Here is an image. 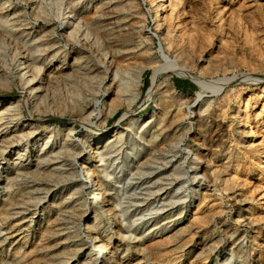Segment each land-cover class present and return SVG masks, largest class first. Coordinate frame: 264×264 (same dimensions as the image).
<instances>
[{
    "label": "rangeland",
    "instance_id": "obj_1",
    "mask_svg": "<svg viewBox=\"0 0 264 264\" xmlns=\"http://www.w3.org/2000/svg\"><path fill=\"white\" fill-rule=\"evenodd\" d=\"M76 1L81 5L85 4V7H77V5L75 10L80 12L85 8L83 12L78 14L79 17L89 22L93 34L97 35L104 45L107 44L105 48L114 55L116 65L121 68L134 65L146 67L139 96L133 103L131 112L124 114L127 110L126 104L116 106L118 103L114 100V85L107 92V80L103 82L100 91L97 93L94 92L93 85H97L96 81H99V76L96 78L97 76L93 73L87 76L80 72L78 74L70 72L71 70L68 69L61 70V61L65 58L63 56L65 50L66 48L68 51L71 50L65 41L66 38L63 35L60 22L63 17L61 14H64L63 9H61L63 8L62 5H67L68 0H0V17L3 16L2 19L9 20L4 25L1 24L3 28L0 25V73H2L0 75L3 77V74L8 72V75L13 77L16 73L15 77L12 78L13 84H0V99L9 103H16L19 99L25 98V89L18 78L19 70L17 71L14 59H12L14 58L12 45L14 42L23 44L27 41L28 46L34 51L36 50V56L40 55L39 62L45 63L42 77L47 82L46 85L44 84L45 89L43 90L47 96L44 99L46 102L42 100V105L39 104L38 109L34 108L35 110L32 109V111L25 109L24 115L19 120L20 123L33 119L32 121L39 126V131L43 137L52 134L54 135L51 138L53 143L59 141L61 144L63 139L67 138L79 137L78 139H82L89 133V124L98 126L107 136L114 133L116 129L124 130L125 139L122 142L117 143L115 141L109 145L106 155L109 160L106 161L107 165L104 163V167H106L107 172L110 171L111 173L109 172L110 175H107L104 172L102 179L109 186L107 188L109 190L106 189L103 193L105 204L107 207L111 206L106 201L110 194L118 197L121 200L125 219L121 218L119 211L113 209L111 212L116 216L102 215L96 221L99 223L100 220H103L107 233L111 234L112 238L107 243L108 248L105 249V252L100 253L98 261L95 260L96 253L90 255L85 248L89 247L92 234L100 233L101 236L105 237V233L96 230L90 232L85 228L92 223L94 213L88 211V213L83 214L82 209L78 211L77 207L81 206L78 200L79 195H74V197L70 195L71 182L80 183L79 178L84 176V172L81 171V163L73 160L76 154L71 152L65 167H62L65 171L64 175L71 172L68 177L60 176L58 173L51 175L49 174L50 164L45 162L39 171L32 164V157L28 158L30 154H34L33 158L37 159L41 154L49 151V147L41 150V144L44 140L34 143L33 141L39 136L34 137L32 135L21 138L19 142L15 141L14 144L18 145L24 153V155L21 153L20 158L17 159L18 163L19 161L24 163L14 165L13 162L14 168H6V164L0 165V229H3L0 230V264H47L46 262L52 258L55 259L53 263L58 262L57 264H89L91 258L94 264H96L95 262L99 264L100 261H103L104 264H264V0H256L257 2L255 0H219L218 3H214L216 0H179L181 2H179L178 8H182L180 18L175 14L176 11L171 12L173 6L170 4V0L164 1L165 6L162 8L166 12L165 14L169 16V25L166 26L165 34L155 33L149 0H130L132 2L129 0H108L110 7H105L106 10H98L99 5L97 4H100L101 0ZM98 1L100 2L98 3ZM158 1L156 0V2ZM245 1L246 3L249 2L248 4L253 3L251 6L254 8L251 10L259 7L262 11L250 13L252 16L241 13L239 11L240 6ZM56 2L62 4L59 6L62 17L49 14L52 9L56 8L53 5ZM41 6L45 7V10ZM137 10H139L138 13H136ZM143 11L150 15L142 18L143 13L141 12ZM119 23L125 26L124 29L135 30L132 31L137 35H135V40L141 41L138 48L133 44L123 46L125 48L121 46L120 49L123 50H134L125 56L119 53L115 54L113 48H118L115 47L114 43L111 44L110 42L109 44L108 37H106V33L109 31L112 34H117L116 37L119 36L118 38L122 36L124 30H118ZM219 27L221 28L219 29ZM182 29L186 35L182 38L183 40H180V46L187 52L185 56L190 53L188 56L195 58L192 62L190 61L192 60L191 57L187 59L188 67L191 68L192 72L205 77L206 80L208 79L207 81L225 78V84L219 91L216 92L213 88L201 89L196 82L179 73L163 74L156 85L152 84V76L157 66L165 61L163 59L165 55L169 54L170 57L174 58L176 56L174 55L175 49L180 47L175 44H173V49L165 47V54L159 49L160 42L162 41L164 44L166 40L173 39L171 32ZM38 44H43L42 52L38 50ZM48 45H54L53 49L56 53L51 61L49 57L45 59L43 55V57L41 56V54L46 53L44 50ZM249 46L254 48L251 49ZM146 50L149 51L150 57H146ZM259 54L261 55L259 56ZM57 73L61 76H57ZM249 74L256 80L248 81L246 75ZM244 76L246 78H243ZM47 79H51V82ZM152 87L154 91L158 89L156 92L153 91V98L155 99L151 98L149 102H144ZM200 91H203L204 97L198 99ZM80 93L90 94V99L85 101V106L88 104L87 108L90 109L86 114L94 111L87 117V120H83V116L78 110V103L81 100L78 94ZM226 96L231 97L228 100ZM51 100H53L54 105L50 104ZM56 100L58 102H55ZM50 105L51 107H49ZM54 106L56 107L54 108ZM75 106L77 107L75 108ZM200 106H202L201 109ZM111 107H115L116 110L113 113H108ZM165 108L169 110V122L167 121L166 125L159 126L156 124V120H153L152 123L147 124L148 126L146 125L147 129L146 127L144 129L146 132L143 130V133L139 131L140 128L137 126L133 127L134 131L128 127L133 117L147 116L151 111L158 114ZM204 108L206 112H203V116H199L198 112ZM244 111L245 113H243ZM105 115L107 116L104 120ZM0 117L3 119L6 117L5 120L9 119L5 112ZM3 125L0 126L2 132L7 130L5 128L7 125L5 124V127ZM47 126L49 127L47 128ZM58 128L60 131H57ZM69 134L71 137L68 136ZM172 134L176 137V148L166 154L164 144L170 139H174ZM218 134L223 139L216 140ZM16 149L18 148L13 149L14 152H9L8 150L5 151L4 147L0 148V159L7 163L13 161V154L17 152ZM86 152L85 149L82 151L83 154ZM198 156L201 157L198 158ZM171 157L173 160L171 164L175 163L174 167H171V164L165 165V162ZM25 158L28 159L25 160ZM129 158L131 162L127 160ZM194 158H198L197 161ZM97 164L99 163H91L90 165L96 167ZM196 164L198 165L196 166ZM18 167L24 170H20L21 173L16 177L15 171ZM194 170L198 173L197 180L193 179ZM78 172H80L79 175ZM174 172L175 174H173ZM105 173L106 175H104ZM202 174L208 178L199 183L198 180ZM6 175L9 176V179H6ZM13 176L15 179L12 178ZM85 178L83 179L85 180ZM92 178L97 181L99 179L98 173L95 172ZM8 183L10 184L8 185ZM89 187L90 184L83 186V192L85 191L83 197L86 198L90 206L92 195L89 192ZM171 189L172 191L169 192ZM56 192L57 198H55ZM173 194L174 196H172ZM160 196L165 199V202H161L164 207L159 204V207L161 206L160 212H155L156 204H151V202L154 197L160 198ZM54 199L55 202H53ZM61 203H64L63 208L65 206L73 207L75 213L70 210L72 214L67 211L64 213L66 215H62L64 218L61 216L63 219L61 218L58 222L63 223L61 225L62 231L57 242L48 234L53 223L62 213L59 212ZM65 216H67L66 219ZM178 218L182 219L177 220ZM130 231L138 234H131ZM67 235L79 244L85 243L83 244L84 251L77 252V256H75L74 250L72 253L69 252V249L65 248L71 241L66 237Z\"/></svg>",
    "mask_w": 264,
    "mask_h": 264
},
{
    "label": "bare ground",
    "instance_id": "obj_2",
    "mask_svg": "<svg viewBox=\"0 0 264 264\" xmlns=\"http://www.w3.org/2000/svg\"><path fill=\"white\" fill-rule=\"evenodd\" d=\"M64 1V0H63ZM68 4L65 3L67 1H65L64 3L67 4V5H62V4H58L56 2V4H53L55 5L54 7H56L55 9H52L49 14H53L55 16H59L60 15V8L59 6L62 5L63 8V13L64 14H61L63 15V17L61 18V26H62V32H63V35L64 37L66 38V43L69 45L70 49L71 50H67L68 48H66L65 50V53H64V60L61 61L62 65H61V70H64V69H68V70H71L70 72H76L78 74V72L80 73H84L86 74L87 76H89L90 74H95V76H97L96 78H98L99 76V81H96L97 82V85H93V90L94 92H99L100 91V88L103 84L104 81L107 80V92L113 87L114 85V100L118 103L116 106L120 105V104H126L127 106V110L126 112L124 113L125 115L129 112H131L132 108H133V103L136 101V99L138 98L139 96V91H140V88H141V84H142V81H143V74H144V70H145V66H141V65H134V66H127L125 68H121L119 65H116L115 64V59H114V55H112V53L107 50L105 48V46L107 45H104L103 41L97 36V35H94L93 32L91 31L90 27H89V22H86L83 20V18L79 17V13L80 12H83L85 10V8L80 12H77L75 10V7H85L84 5H81L78 3V1L76 0H68ZM130 1V0H129ZM144 1V0H143ZM158 1V0H157ZM167 0H159L158 2H156V0H149V4H150V7L152 9V14H153V21H154V24H155V33H162V34H165V29H166V26L169 25L168 22H169V16L166 15L163 11V8L165 5V2ZM213 1V0H212ZM219 0H216L214 3H218ZM247 1H250V0H247ZM256 1V0H255ZM254 1V2H255ZM100 1H98L99 3ZM132 2V1H130ZM135 2V1H134ZM179 0H170V4L173 6V10L172 11H176L175 14L178 15V17L180 18V13H181V9L178 8V5H179ZM252 2V1H251ZM257 2V1H256ZM7 3V2H6ZM34 3V2H33ZM36 3V2H35ZM38 3V1H37ZM52 3V2H51ZM63 3V2H62ZM94 3V2H93ZM102 3V4H101ZM101 3L100 4H97L99 5L98 7V10H106L107 7H110L109 6V3L110 1L108 0H104L102 2L101 0ZM249 3V2H248ZM246 3H241L242 5L240 6V12L241 13H245L246 15H250V13H256V12H261V8H255L254 10H251L252 7L251 4H248ZM32 4V3H31ZM50 4V3H49ZM91 4V3H90ZM132 4V3H131ZM135 5L137 3H134ZM167 4V3H166ZM38 5V4H37ZM41 5V4H40ZM45 7H46V4H44ZM43 5V6H44ZM133 5V4H132ZM131 5V6H132ZM134 5V7H135ZM39 6V5H38ZM41 6V7H43ZM211 6V5H210ZM37 7V6H36ZM43 7V9L45 8ZM49 7V6H47ZM106 7V8H105ZM97 8V7H96ZM105 8V9H104ZM129 8H130V4H129ZM168 8V7H167ZM210 8V7H209ZM2 9V8H1ZM42 9V10H43ZM113 9V8H112ZM139 9V8H138ZM216 9V8H215ZM39 10V9H38ZM45 10V9H44ZM50 10V9H49ZM97 11V10H96ZM108 11V10H107ZM111 11V9H110ZM139 10H137L136 13H138ZM141 11V10H140ZM109 12V11H108ZM173 12V14H174ZM42 13V12H41ZM110 13V12H109ZM130 13V12H129ZM128 13V14H129ZM143 13L142 18L143 16H149L150 14H148L147 12H141ZM221 13V12H219ZM40 14V13H39ZM99 14V13H98ZM102 14V13H101ZM101 14H100V17H101ZM132 14V13H131ZM171 14V15H173ZM182 14V13H181ZM4 15V14H3ZM35 15V14H34ZM105 15V14H104ZM111 15V14H110ZM219 15V14H218ZM244 15V14H243ZM255 15V14H254ZM253 15V17H254ZM261 15V14H260ZM259 15V16H260ZM25 16V15H24ZM37 16V15H36ZM52 16V15H51ZM140 16V15H139ZM175 16V15H174ZM217 16V15H216ZM245 16V15H244ZM252 16V15H250ZM50 17V16H49ZM177 17V16H175ZM242 17V16H241ZM256 17V16H255ZM2 17H0V25H4L5 22H9V20H4L2 19ZM55 18V17H54ZM102 18V17H101ZM145 18V17H144ZM174 18V17H173ZM248 18V17H247ZM30 19V18H29ZM28 19V20H29ZM53 19V18H52ZM60 19V18H59ZM100 19V18H99ZM176 19V18H175ZM222 19V18H221ZM220 19V21H221ZM252 19V18H251ZM141 20V19H140ZM171 20V19H170ZM249 20V19H248ZM254 20V19H253ZM34 21V20H33ZM54 21V20H53ZM143 21V20H142ZM29 23V22H27ZM171 23V21H170ZM49 24V22H48ZM51 24V23H50ZM119 29L120 31H123V34L122 36H120V38L116 37L115 34H112L111 31L107 32L106 33V37L105 39H107L109 41V44L111 42L114 43L115 47L118 48V49H115L113 48L115 51V54L119 53V54H123L125 56L128 55V53H132V51L134 52V50L131 49V51H129L128 49L127 50H123V49H120V47L122 46H125V45H130V44H133L135 47L138 48V45L140 44V40H135L136 38V34H134V32L132 31H135L133 29H124L125 26L122 24V23H119ZM173 24V23H172ZM179 24V23H178ZM256 24V23H255ZM1 25V26H2ZM53 25V24H52ZM51 25V27H52ZM55 25V24H54ZM222 25V24H221ZM233 25V24H232ZM260 25V24H258ZM134 26V25H133ZM143 26V25H142ZM141 26V27H142ZM182 26V25H181ZM253 26V25H252ZM256 26V25H255ZM136 27V26H135ZM139 27V26H138ZM178 27V25H177ZM3 28V26H2ZM5 28V27H4ZM13 28V27H12ZM32 28V27H31ZM49 28V27H48ZM127 28V27H126ZM130 28V26H129ZM134 28V27H133ZM221 27H219L220 29ZM256 28V27H255ZM259 28V27H258ZM257 28V29H258ZM261 28V27H260ZM259 28V29H260ZM47 29V27H46ZM51 29V28H50ZM135 29V28H134ZM167 29H169V27H167ZM9 30V29H8ZM127 30V31H126ZM144 30V29H143ZM173 30V28H172ZM216 30V29H215ZM218 30V29H217ZM251 30V29H250ZM263 30V29H262ZM5 31V30H4ZM45 31V30H43ZM139 31H140V28H139ZM176 31V30H174ZM49 32V31H48ZM47 32V34H48ZM52 32V30H51ZM141 32V31H140ZM169 32V31H168ZM251 32V31H250ZM260 32V31H259ZM258 32V33H259ZM263 32V31H262ZM9 33V32H8ZM119 33V32H118ZM121 33V32H120ZM142 33V32H141ZM167 33V32H166ZM221 33V32H220ZM247 33V32H246ZM255 33V32H254ZM261 33V32H260ZM11 34V32H10ZM46 34V33H45ZM52 34V33H51ZM54 34V32H53ZM169 34V33H167ZM111 35H115V36H111ZM136 35V36H135ZM138 35H140V33H138ZM146 35V34H145ZM186 35V32L182 29V30H177L176 32H171V36H173V39H169L168 41L166 40V43L165 46L163 44V42L161 41L160 42V51L165 53V47H168V49H173V44H175L177 47L180 46L181 44V39L183 37H185ZM202 35V34H201ZM209 35V34H208ZM248 35V34H247ZM246 35V36H247ZM251 35V34H249ZM253 35V34H252ZM258 35V34H257ZM135 36V37H134ZM141 36V35H140ZM167 36V35H166ZM211 36V35H210ZM15 37V36H14ZM27 37V36H26ZM42 37V36H41ZM49 37V35H48ZM52 37V36H51ZM63 37V36H62ZM192 37V36H191ZM195 37V36H194ZM244 37V36H243ZM34 38V37H33ZM53 38V37H52ZM64 38V39H65ZM145 38V37H144ZM246 38V37H245ZM252 38V37H251ZM250 38V40H251ZM263 38V37H262ZM5 39V38H4ZM7 39V38H6ZM10 39V38H9ZM17 39V38H16ZM42 39V38H41ZM45 39V38H44ZM209 39V38H208ZM12 40V39H11ZM10 40V41H11ZM25 40V39H24ZM31 40V39H29ZM28 40V41H29ZM49 40V39H48ZM60 40V39H58ZM119 40V41H118ZM183 40V39H182ZM206 40V39H205ZM245 40V39H244ZM13 41V40H12ZM20 41V40H19ZM39 41V39H38ZM53 41V40H52ZM57 41V40H55ZM118 41V42H117ZM139 41V42H138ZM32 42V41H31ZM37 42V41H36ZM54 42V41H53ZM165 42V41H164ZM202 42V41H201ZM254 42V41H253ZM35 43V42H34ZM51 44V42H49ZM208 43V42H207ZM249 43V42H247ZM251 43V41H250ZM32 44V43H31ZM37 44V43H35ZM34 44V46H35ZM30 45V44H29ZM39 47H38V50H40L41 52L43 51V44H38ZM45 45V44H44ZM113 45V46H114ZM245 45V44H244ZM246 45H249V44H246ZM11 46V45H10ZM32 46V45H30ZM41 46V48H40ZM54 46V45H53ZM53 46L52 45H48L46 46L45 50L46 53L44 54H41V56L43 55L44 58H48L51 60L54 59V57L56 56V53H54V49H53ZM112 46V47H113ZM255 46V45H253ZM252 46V47H253ZM37 47V46H36ZM62 47V46H61ZM65 47V46H64ZM68 47V46H67ZM109 47L111 48V45H109ZM140 47V46H139ZM251 49L252 47L249 46ZM125 48V47H123ZM243 48V47H242ZM254 48V47H253ZM7 49V48H6ZM31 48L28 46V43L27 41H25V43L23 44H19L18 42H14L13 45H12V52H13V57L12 59H14V63H15V66H16V69L17 71L19 70V79H20V82L23 86V88L25 89V98L23 99H19L16 103L14 102H6L4 101L3 99H0V116L3 112H5V114H7V117L9 116V119H6L5 118L3 119V117H0V126H2L3 124L7 125L5 128H7L6 131L2 132L0 130V148H5V151L8 150L9 152L13 151V149L15 148H18L16 149L17 152L14 153L13 155V161L11 160V162L7 163V162H3L2 159V162H0V165L3 164H6V168H14L13 166V162H14V165H16L18 163V160L21 156V153H22V149H20V147L15 143V141L19 142V140H21V138L23 139L24 137H27V136H34V137H37L39 136V138H34L35 140L33 141L34 143H38L40 141H43L44 142L41 144V150L45 149L46 147H49V151L44 153V154H41L39 158L37 159H34L33 158V155H29L28 158H31L32 157V164H34L37 168V170L40 171V169L43 168V164L46 162V164H50L49 166H51V169H49V174L51 175H55V174H59L60 176H63L65 174V171H64V167L66 165V161H67V158L72 154L71 152H74L76 155H74V158L73 160L77 161V162H80L81 163V171L84 172V177L85 180L80 177L79 180H80V183L77 182V181H72L71 182V187H70V195H76L78 196V200L80 201L81 203V206L80 207H77L78 211H81L80 209H82V213L83 214H86L89 212H92L94 213V219L92 220V223L89 224L87 227H85L87 230H89L90 232H92L93 230H96V231H100L101 233H105V237L104 236H101L100 233H98L97 235L96 234H92L91 236V240L89 242L90 245L88 248H85L88 250V252L90 253V255H96L94 258L95 260L98 261V257L100 256V253H104L105 252V249L108 248L107 247V243L110 242L112 236L111 234H108L107 233V228L105 227V223L103 222V220H100L99 223H96V221L101 218L102 215H110L111 216H116V215H113L114 213H112L111 211L113 209H115V211H119V215L121 216L122 219H125L124 217V212L121 208V200L116 197V196H113L110 194V196L108 197V199H106V201H108L107 203H110V207H107V205L105 204V196H103V193L106 191V189L109 187L106 183V181L104 179H102V174L104 172L107 173V175L110 173L107 172L106 170V167H104V165L107 163L106 161L109 160L107 158V153H108V148L110 147L109 145L113 142H122L125 138L124 134V130H119V129H116L114 131V133H111L109 134L108 136L106 135L105 132H103V130L101 128H99L98 126H95L93 124H89V133L87 135H85L82 139H78V138H73V139H63L62 141V144L61 142L58 141V143H53V140L51 139L52 137H54V135H50L47 137H43V135L41 134V131H39V126L36 125L32 120L33 119H28V120H25L26 122L25 123H20V119L21 117L24 115L23 113L25 109L29 110V111H32V109L34 108H37L38 109V105L41 104V101L45 99V97L47 96L43 90L45 89L44 87V84L47 82L44 81V78L42 77V72L43 70L45 69V63H40L39 62V56H36V53L35 51L33 50V48L30 50ZM35 49V48H34ZM62 49V48H61ZM249 49V48H248ZM62 51V50H61ZM256 51V50H254ZM175 54L176 55L174 58L170 57L169 54H166L165 57L163 59H165V61L163 62V64H160L157 66L156 68V71L154 72L153 76H152V84L153 85H156L157 82L159 81L160 77L163 75V74H167V73H179V74H182V75H185L186 77L190 78L192 81L196 82L201 89H207V88H213L216 92L219 91L222 86H224L225 84V81L226 79L225 78H219L217 79L216 81H207L206 79H204L203 77H201V75L197 74V73H194L192 72V70H190L191 68L188 67L187 65V59H189L190 57L188 56L190 53H188L187 56H185V53H187L181 46L176 48L175 49ZM249 52V51H248ZM38 53V52H37ZM144 53V52H143ZM146 53V57H150L149 56V51L146 50L145 51ZM229 53V52H228ZM252 53V52H250ZM259 53V52H258ZM253 54H255L253 52ZM262 54V53H261ZM259 54V56L261 55ZM58 55V54H57ZM122 55V56H123ZM151 55V54H150ZM42 56V57H43ZM119 56V55H118ZM152 57V56H151ZM193 57V56H192ZM191 57V58H192ZM252 57V55H251ZM262 57V56H261ZM3 58V57H2ZM43 58V59H44ZM153 58V57H152ZM155 58V57H154ZM254 58H257V56ZM9 59V58H8ZM42 59V58H41ZM63 59V58H62ZM193 59L195 58H192V60H190L191 62L194 61ZM229 59V58H228ZM1 60V59H0ZM161 60V59H160ZM46 61V60H44ZM163 61V60H162ZM187 62V63H186ZM49 63V62H48ZM47 63V64H48ZM46 64V65H47ZM156 64V63H155ZM189 64V63H188ZM254 64V63H253ZM249 65V64H248ZM260 65V64H259ZM52 66V65H51ZM51 66H48V67H51ZM65 66V67H63ZM233 66V65H232ZM239 66V65H238ZM237 66V67H238ZM1 67V66H0ZM3 67H4V64H3ZM253 69V68H252ZM254 70V69H253ZM252 71V70H251ZM46 72V71H45ZM61 72V71H60ZM59 72V73H60ZM69 72V71H68ZM15 73V72H14ZM13 73V75H14ZM17 73V74H18ZM2 75V73H0ZM10 74V73H9ZM47 74V73H46ZM58 74V73H57ZM253 74V73H252ZM0 75V84L2 85H11L13 84V77H15V75L12 77L10 75H8V72H6L5 74H3V77ZM45 75V74H44ZM56 75V74H55ZM60 74H58L57 76H59ZM52 76V75H51ZM61 76V75H60ZM91 77V76H90ZM248 81H252V80H256L254 79L252 76L249 75H246ZM245 76L243 78H246ZM54 78V76H53ZM52 78V79H53ZM56 78V77H55ZM260 78V77H259ZM17 79V78H16ZM17 79V80H19ZM57 79V78H56ZM81 79V78H80ZM232 79V78H231ZM48 80V79H47ZM50 82H51V79H49ZM48 80V81H49ZM58 80V79H57ZM214 80V79H213ZM56 81V80H54ZM91 81V80H90ZM16 82V81H15ZM94 82V81H92ZM11 83V84H10ZM18 84V83H17ZM45 84V85H46ZM106 84V83H105ZM21 86V87H22ZM48 86V85H47ZM46 86V87H47ZM2 87V86H1ZM5 87V86H4ZM3 87V89H4ZM53 87V86H51ZM79 87V86H78ZM22 88V89H23ZM8 89V88H7ZM47 90V88H46ZM50 90V89H49ZM80 90V89H78ZM158 90V89H156ZM156 90L154 91L153 87L151 88V90L148 92V94L146 95L145 99H144V102H149V100L151 98L154 97V94H153V91L156 92ZM7 91V90H6ZM10 91V89H9ZM12 91V90H11ZM53 91V90H52ZM76 91V90H75ZM49 92V91H48ZM168 92V91H167ZM47 93V92H46ZM51 93V92H50ZM49 93V94H50ZM72 93V92H71ZM90 93V92H89ZM89 93H85V94H78V96L80 97V101H79V109L82 116H83V120H87L88 116L91 115V113L94 111L92 110L91 113L89 114H86L88 112V109L87 106L88 104L85 106V101H88V98L90 99V94ZM111 93V92H110ZM228 93V92H227ZM54 94V93H53ZM56 94V93H55ZM70 94V93H69ZM89 94V95H87ZM94 94V93H93ZM92 94V95H93ZM157 94V93H156ZM203 91H200L199 94H198V99L204 97L203 96ZM227 95V94H226ZM50 96H53V95H50ZM75 96V95H74ZM76 96V97H78ZM49 97V95H48ZM227 97V96H226ZM231 96H229L230 98ZM19 98V97H18ZM21 98V97H20ZM56 98V97H55ZM229 98L227 97V99L229 100ZM235 98V97H234ZM239 98V96H238ZM9 99V98H8ZM47 99V98H46ZM53 99V98H51ZM76 99V98H75ZM78 99V98H77ZM155 99V98H153ZM224 99V97H223ZM237 99V97L235 98ZM13 100V99H12ZM55 100V99H54ZM60 100V98H59ZM97 100V99H96ZM113 100V101H114ZM168 100V99H167ZM45 101V100H44ZM48 101V100H47ZM53 100H51L52 102ZM71 101V100H70ZM224 101V100H223ZM239 101V100H238ZM46 102V101H45ZM50 104L54 105L53 102ZM55 102H58L57 100ZM64 102V101H62ZM73 102V101H72ZM70 102V103H72ZM75 102V101H74ZM78 102V101H77ZM222 102V101H221ZM220 102V103H221ZM227 102V101H226ZM96 103H98V101H96ZM170 103V102H169ZM225 103V102H224ZM241 103V102H240ZM59 104H60V101H59ZM74 104V103H73ZM112 104V103H111ZM116 104V103H115ZM239 105V103H237ZM248 104V103H247ZM42 105V104H41ZM46 105V104H45ZM77 105V104H76ZM61 106H62V103H61ZM67 106V105H66ZM40 107V106H39ZM51 107V105L49 106ZM56 106H54L55 108ZM58 107V106H57ZM72 107V106H71ZM77 106H75L76 108ZM202 106H200V109H201ZM208 107V106H207ZM222 107V106H221ZM243 107V106H242ZM67 108V107H66ZM70 108V106H69ZM240 108V107H239ZM65 109V108H64ZM203 109V108H202ZM222 109V108H221ZM227 109V108H226ZM26 110V111H27ZM35 110V109H34ZM60 110V108H59ZM62 110V109H61ZM77 110V109H76ZM90 110V109H89ZM115 107H111L110 108V111L108 113H113L114 112ZM206 109L204 108V110H200L198 112L199 116H203V112L205 111ZM223 110V109H222ZM229 110V109H228ZM242 110V109H240ZM168 109L165 108V109H162L158 114L154 113L153 111H151L147 116L146 115H140V116H136V117H133L128 125L129 128H131L132 130L134 129L133 127H139L140 128V132L143 133V130L145 129L146 125L147 124H150L153 122V120H156V124H158L159 126H163V125H166L167 121L169 120V113H168ZM239 111V110H238ZM246 111V110H245ZM245 111L243 113H245ZM57 112V111H56ZM79 112V113H80ZM206 112V111H205ZM55 113V112H54ZM68 113V112H67ZM76 113V112H75ZM74 113V114H75ZM9 114V115H8ZM60 114V113H58ZM65 114V113H64ZM223 114V113H221ZM226 114V113H225ZM30 115L31 112H30ZM29 115V116H30ZM44 115V114H43ZM108 115V114H107ZM103 117L104 120L106 119V116ZM224 115V114H223ZM4 116V115H3ZM47 116V115H46ZM81 116V115H80ZM109 116V115H108ZM34 117V116H33ZM154 118V119H153ZM201 118V117H200ZM205 118V117H204ZM45 119V118H44ZM5 120V121H4ZM90 120V119H89ZM86 122V121H85ZM169 122V121H168ZM41 123V122H40ZM91 123V122H90ZM53 125V124H52ZM56 125V124H55ZM168 125V124H167ZM171 125V124H170ZM177 125V124H176ZM72 126V125H71ZM148 126V125H147ZM180 126V125H179ZM49 126H47L48 128ZM56 127V126H55ZM70 127V126H68ZM127 127V126H126ZM154 127V126H153ZM169 127V125L167 126ZM46 128V129H47ZM63 128V127H62ZM73 128V127H72ZM71 128V129H72ZM128 128V129H129ZM138 129V128H137ZM147 129V127H146ZM163 129V128H162ZM52 130V129H51ZM50 130V131H51ZM69 130V129H68ZM67 130V131H68ZM168 130V129H166ZM179 130V129H178ZM184 130V129H183ZM49 131V132H50ZM57 131H60V129L58 128ZM71 131V130H70ZM134 131V130H133ZM145 131V130H144ZM165 131V130H164ZM176 131V130H174ZM63 132V131H62ZM65 132V131H64ZM146 132V131H145ZM162 132V131H161ZM167 132V131H165ZM55 133V132H54ZM96 133V135H95ZM155 133V132H154ZM218 133V132H217ZM252 133V132H251ZM50 134V133H48ZM138 134V133H137ZM161 134V133H160ZM58 135V134H57ZM72 135V134H71ZM130 135V134H129ZM136 135V133H135ZM142 135V134H141ZM173 135V134H172ZM176 135V134H175ZM70 136V134L68 135ZM174 136V135H173ZM71 137V136H70ZM75 137V136H74ZM132 137V136H131ZM142 137V136H141ZM168 137V136H167ZM172 137V136H171ZM174 139H170L169 141H167L164 146H165V152L167 154V152H170V151H173L172 149L173 148H176V137L174 136L173 137ZM216 138V137H215ZM222 137H220V134L217 135V138L216 140H220ZM127 139V138H126ZM223 139V138H222ZM30 140V139H29ZM56 140V139H55ZM162 140V139H161ZM24 141V140H23ZM16 142V143H17ZM21 142V141H20ZM52 142V143H51ZM134 142V141H133ZM151 142V141H150ZM219 142V141H218ZM222 142V141H221ZM132 143V142H131ZM40 144V143H39ZM134 145V143H132ZM214 144V143H213ZM118 145V144H117ZM35 146V145H34ZM130 146V145H129ZM160 146V145H159ZM114 147V146H113ZM158 147V146H157ZM115 148V147H114ZM160 148V147H159ZM86 150L87 152L86 153H82L83 150ZM154 149V148H153ZM161 149V148H160ZM4 150V149H2ZM1 150V151H2ZM39 150V149H38ZM119 150V149H118ZM46 151V150H45ZM14 152V151H13ZM35 152V151H34ZM110 152V151H109ZM137 152V151H136ZM164 152V151H163ZM2 153V152H1ZM26 154L28 152H25ZM138 153V152H137ZM197 153V152H196ZM198 154V153H197ZM2 155V154H1ZM22 155H24V153H22ZM140 155V154H139ZM172 155V154H171ZM180 155V154H179ZM134 156V155H133ZM111 157V156H110ZM128 157V156H127ZM126 157V158H127ZM174 157V156H172ZM172 157L171 159L167 160L165 162V165L168 166L169 164H171V162L173 161L172 160ZM201 157V156H200ZM198 156V158H200ZM28 158H25L28 159ZM170 158V157H169ZM175 158V157H174ZM196 158V159H198ZM95 159V160H93ZM162 159V158H161ZM165 159V157H164ZM195 159V158H194ZM195 159V160H196ZM23 160V159H22ZM71 160V161H73ZM129 160V162H131V159H127ZM202 160V159H201ZM74 161V162H75ZM165 161V160H164ZM163 161V162H164ZM179 161V159H178ZM197 161V160H196ZM26 162V161H25ZM99 163L97 164L96 167L90 165L91 163ZM128 162V163H129ZM176 162V161H175ZM19 163H24V162H21L19 161ZM18 163V164H19ZM73 163V162H72ZM105 163V164H104ZM120 163V162H119ZM134 163V162H133ZM195 163V162H194ZM193 163V164H194ZM200 163V162H199ZM249 164V163H248ZM70 165V164H69ZM107 165V164H106ZM140 165V164H139ZM163 165V164H162ZM175 163L173 162L171 164V167L173 166L174 167ZM177 165V163H176ZM179 165V164H178ZM198 164H196L197 166ZM200 165V164H199ZM34 166V167H35ZM45 166V165H44ZM195 166V167H196ZM208 166V165H206ZM33 167V168H34ZM46 167V166H45ZM63 167V168H62ZM72 167V166H71ZM74 167V166H73ZM178 167V166H177ZM176 167V168H177ZM31 168V167H30ZM49 168V167H48ZM47 168V169H48ZM76 168V167H75ZM66 169V168H65ZM244 169V167H243ZM249 169V168H248ZM252 169V168H251ZM23 171L24 169H21V168H17V171L16 174L18 177V174L21 173V171ZM28 170V168H27ZM32 170V169H31ZM70 170V169H68ZM67 170V171H68ZM176 170V169H175ZM206 170H207V167H206ZM240 170V169H239ZM242 170V169H241ZM26 171V170H25ZM47 171V170H46ZM129 171V169H128ZM131 171V170H130ZM193 171V170H192ZM29 172V171H28ZM33 172V171H31ZM30 172V173H31ZM35 172V171H34ZM69 172V171H68ZM74 171L72 170V173ZM77 172V171H76ZM95 172L98 173V180H94L92 178L93 174H95ZM113 172V171H112ZM172 172V171H170ZM13 173V172H12ZM37 173V172H36ZM40 173V172H39ZM71 173V172H70ZM70 173H68L67 175H64V176H67L70 175ZM106 173L104 175H106ZM24 174V173H22ZM74 174V173H73ZM77 174V173H76ZM80 174V172H78V175ZM163 174V173H162ZM164 174H167V173H164ZM175 174V172L173 173ZM197 171L194 170L193 172V179L194 180H197L198 179V175H197ZM208 174V172H207ZM11 175V174H10ZM113 175V174H112ZM12 176V175H11ZM27 176V175H26ZM44 176V174H43ZM50 176V175H49ZM59 176V177H60ZM72 176V175H71ZM81 176V175H80ZM165 176V175H164ZM190 176V175H189ZM236 176V175H235ZM6 179L8 178L9 179V176L7 177V175L5 176ZM15 176H13L12 178H14ZM21 177V176H20ZM52 177V176H51ZM54 177V176H53ZM75 177V176H74ZM79 177V176H78ZM116 177V176H115ZM119 177V176H118ZM11 178V177H10ZM97 178V177H96ZM104 178V177H103ZM173 178V177H172ZM189 178V177H188ZM208 177L204 174H202V176L199 178V183L200 181L202 180H206ZM5 179V180H6ZM15 179V178H14ZM44 179V178H43ZM72 179V178H71ZM171 179V177H170ZM232 179V178H231ZM234 179V178H233ZM10 180H13V179H10ZM9 180V181H10ZM22 180V179H21ZM58 180V179H56ZM77 180V179H76ZM185 180V179H184ZM14 181V180H13ZM17 182V181H16ZM100 182V186L98 185V183ZM58 183V182H57ZM205 183V182H203ZM4 184V183H3ZM10 183H8L9 185ZM54 184V183H53ZM59 184V183H58ZM57 184V185H58ZM88 184H90V187H89V192L90 194L92 195V198H91V205L89 206V204L87 203V200L86 198H84V192H83V186H87ZM172 184V182H171ZM231 184V183H230ZM1 185V184H0ZM7 185V186H8ZM52 185V184H51ZM209 185V184H207ZM6 186V185H4ZM162 186V185H161ZM211 186H213L211 184ZM216 186V185H215ZM2 187V186H1ZM9 187V186H8ZM48 187H50L48 185ZM112 187V186H111ZM47 188V187H46ZM161 188V187H160ZM166 188V187H165ZM176 188V187H175ZM103 189H105L103 191ZM45 190V188H44ZM109 190V189H107ZM171 190H169V192H171ZM60 192V191H59ZM109 192V191H108ZM25 193V192H24ZM163 193V192H162ZM106 194V193H105ZM57 195V192L55 193V198ZM159 195V194H158ZM28 196V195H27ZM52 196V195H51ZM63 196V195H62ZM162 196V195H161ZM155 198L154 197V200H152L151 204H156V207H155V212H158L160 207L163 206V204H161V202L163 203V201L165 200L164 198ZM174 196V194L172 195ZM24 198V197H23ZM22 198V200H23ZM61 198V197H60ZM66 198V197H64ZM71 198V197H70ZM68 198V199H70ZM20 200V198H18ZM25 199V198H24ZM47 199V198H46ZM63 199V198H62ZM81 199V200H80ZM173 199V198H172ZM14 200V199H13ZM21 200V201H22ZM26 200V199H25ZM74 200V199H73ZM169 200V199H167ZM175 200V198H174ZM173 200V201H174ZM18 201V200H17ZM46 201V200H45ZM110 201V202H109ZM13 202V201H11ZM23 202V201H22ZM28 202V201H26ZM55 202V199L54 201ZM165 202V201H164ZM21 203V202H20ZM39 203V202H37ZM50 203V202H49ZM57 203V202H56ZM13 204V203H12ZM19 204V203H18ZM27 204V203H26ZM25 204V205H26ZM53 204V203H52ZM159 204H161V206L159 207ZM171 204V203H170ZM10 205V204H9ZM16 205V204H14ZM24 205V204H23ZM22 205V206H23ZM37 205V204H36ZM57 205V204H56ZM59 205V204H58ZM64 203H61L60 204V209H59V212H62L60 213V216L59 215H56V216H59L57 218V221L55 219V223H53L52 227H51V230H50V233L48 235L51 236V238H55L54 240H57V242L59 241V235L62 231L61 229V225L63 224L62 222L59 223L58 221H60V219L63 217L62 215H66L64 214L65 212L69 211L71 213L70 210H72L73 212V207H66L63 208L64 206ZM67 205V203H66ZM70 205V204H69ZM73 205V204H72ZM166 206L167 203H165ZM173 205V204H172ZM158 206V207H157ZM16 207V206H15ZM75 207V206H74ZM164 207V206H163ZM17 209V208H16ZM25 209V208H24ZM162 209V208H161ZM5 210V209H3ZM2 210V211H3ZM14 211V210H13ZM12 211V212H13ZM7 212V211H6ZM52 212V211H51ZM160 212V211H159ZM3 213V212H2ZM8 213V212H7ZM7 213H4L5 215ZM75 213V212H73ZM78 213V212H77ZM92 213V215H93ZM182 213V212H181ZM9 214V213H8ZM7 214V215H8ZM13 214V213H12ZM51 214V213H50ZM68 214V213H67ZM72 214V213H71ZM80 214V213H79ZM82 214V215H83ZM23 215V214H22ZM126 215V214H125ZM11 217V215H9ZM8 216V217H9ZM28 216V215H27ZM62 216V217H61ZM74 216V215H73ZM67 216H65V219H66ZM70 217V216H69ZM68 217V218H69ZM119 217V216H118ZM117 217V218H118ZM124 217V218H123ZM25 218V216H24ZM33 218V217H31ZM64 218V217H63ZM62 218V219H63ZM183 218V217H182ZM182 218H178L177 220H180ZM9 219V218H8ZM12 219V218H11ZM75 220L77 218H74ZM110 219V218H109ZM32 220V219H31ZM70 220V219H69ZM80 220V219H79ZM54 221V220H53ZM81 221V220H80ZM70 222V221H69ZM68 222V223H69ZM82 223V222H81ZM87 223V222H85ZM71 225V224H70ZM73 225V224H72ZM113 227V226H112ZM63 228V227H62ZM2 229V228H1ZM0 229V230H1ZM79 229V228H78ZM3 230V229H2ZM67 230V229H66ZM65 230V231H66ZM83 230V229H82ZM81 231V229H80ZM111 231V230H110ZM114 231V230H112ZM82 232V231H81ZM123 232V231H122ZM131 232V231H130ZM85 233V232H84ZM89 234V233H88ZM118 234V233H117ZM131 234H135L137 235L138 233L136 232H131ZM49 236V237H50ZM64 236V235H62ZM69 235H67L66 237H68ZM127 236V235H126ZM132 236V235H130ZM125 237V236H123ZM72 238V237H71ZM70 237H68V239H70V243L68 246H65V248H68L69 249V252L74 250L75 252V256H77V252L79 251H84V248H83V244L85 243H77L75 242L74 240H72ZM128 238V237H127ZM130 238V237H129ZM62 239V238H61ZM89 239V238H88ZM122 239V237H121ZM49 240V238H48ZM80 240V239H79ZM81 240H83L81 238ZM87 240V239H86ZM120 240V239H119ZM79 242V241H78ZM112 242V241H111ZM55 244V243H54ZM50 246V245H49ZM52 246V245H51ZM57 246V245H56ZM64 248V249H65ZM73 248V249H71ZM67 249V250H68ZM57 250V249H55ZM46 251V250H45ZM64 251V250H63ZM55 252V251H53ZM42 253V252H41ZM62 253V252H61ZM80 253V252H79ZM107 253V252H106ZM65 254V253H64ZM56 255V254H55ZM60 255V253H59ZM58 256V255H57ZM56 256V257H57ZM66 256V255H65ZM70 256V255H69ZM72 256V254H71ZM53 257V256H52ZM68 257V256H67ZM49 258V257H48ZM51 258V257H50ZM60 259V258H59ZM58 259V260H59ZM87 259V258H86ZM44 260V258H43ZM67 260V259H66ZM88 260V259H87ZM35 261V260H34ZM62 261V260H61ZM60 261V262H61ZM65 261V260H63ZM53 262H55V259H51L49 261H47L46 263L47 264H52ZM58 262L56 263H53V264H57ZM97 264V262H95ZM99 264H104L103 261H100L98 262ZM89 264H94V261L92 260V258L90 259V262Z\"/></svg>",
    "mask_w": 264,
    "mask_h": 264
}]
</instances>
